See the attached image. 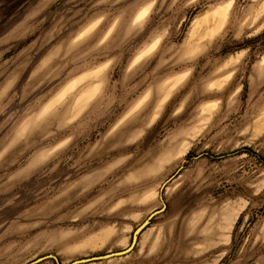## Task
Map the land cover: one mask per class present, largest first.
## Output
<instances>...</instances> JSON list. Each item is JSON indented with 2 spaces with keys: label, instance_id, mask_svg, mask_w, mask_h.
Instances as JSON below:
<instances>
[{
  "label": "rangeland",
  "instance_id": "obj_1",
  "mask_svg": "<svg viewBox=\"0 0 264 264\" xmlns=\"http://www.w3.org/2000/svg\"><path fill=\"white\" fill-rule=\"evenodd\" d=\"M157 210L78 264H264V0H0V264Z\"/></svg>",
  "mask_w": 264,
  "mask_h": 264
},
{
  "label": "water",
  "instance_id": "obj_2",
  "mask_svg": "<svg viewBox=\"0 0 264 264\" xmlns=\"http://www.w3.org/2000/svg\"><path fill=\"white\" fill-rule=\"evenodd\" d=\"M165 184H163L164 186ZM162 186V187H163ZM159 210L157 211H154L152 212L135 230V232L133 233V238H132V242L131 244L125 248V249H121V250H117V251H112V252H107V253H104V254H99V255H93V256H90V257H83V258H80V259H75L73 261H71L70 263L68 264H78V263H84V262H90V261H96V260H107V259H110V258H113V257H119V256H122V255H125L127 254L132 248H133V245L136 241V238H137V234L139 233V231L144 227L146 226L150 219L156 214L158 213ZM49 257H52L53 259H55L57 261V258L55 255H52V254H48V255H44V256H41V257H38L37 259H34L33 261L27 263V264H36L40 261H43L44 259L46 258H49Z\"/></svg>",
  "mask_w": 264,
  "mask_h": 264
},
{
  "label": "bare ground",
  "instance_id": "obj_3",
  "mask_svg": "<svg viewBox=\"0 0 264 264\" xmlns=\"http://www.w3.org/2000/svg\"><path fill=\"white\" fill-rule=\"evenodd\" d=\"M134 236V235H133Z\"/></svg>",
  "mask_w": 264,
  "mask_h": 264
}]
</instances>
